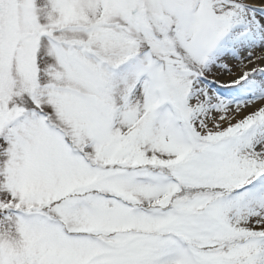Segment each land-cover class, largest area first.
<instances>
[{
	"label": "snow or ice",
	"instance_id": "snow-or-ice-1",
	"mask_svg": "<svg viewBox=\"0 0 264 264\" xmlns=\"http://www.w3.org/2000/svg\"><path fill=\"white\" fill-rule=\"evenodd\" d=\"M0 264H264V0H0Z\"/></svg>",
	"mask_w": 264,
	"mask_h": 264
},
{
	"label": "bare ground",
	"instance_id": "bare-ground-1",
	"mask_svg": "<svg viewBox=\"0 0 264 264\" xmlns=\"http://www.w3.org/2000/svg\"><path fill=\"white\" fill-rule=\"evenodd\" d=\"M250 67H251V65H250ZM221 80H227L229 77H226V78H224L223 76L222 77H219Z\"/></svg>",
	"mask_w": 264,
	"mask_h": 264
},
{
	"label": "rangeland",
	"instance_id": "rangeland-1",
	"mask_svg": "<svg viewBox=\"0 0 264 264\" xmlns=\"http://www.w3.org/2000/svg\"><path fill=\"white\" fill-rule=\"evenodd\" d=\"M224 78H226L227 76H223Z\"/></svg>",
	"mask_w": 264,
	"mask_h": 264
}]
</instances>
